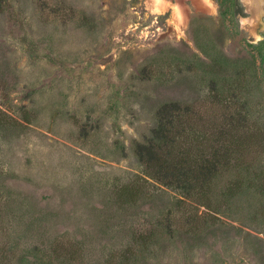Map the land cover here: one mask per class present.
<instances>
[{"label": "rangeland", "instance_id": "374dc122", "mask_svg": "<svg viewBox=\"0 0 264 264\" xmlns=\"http://www.w3.org/2000/svg\"><path fill=\"white\" fill-rule=\"evenodd\" d=\"M241 2L2 0L0 264H264V14ZM171 102L177 150L223 153L204 199L136 157Z\"/></svg>", "mask_w": 264, "mask_h": 264}, {"label": "trees", "instance_id": "16d2710c", "mask_svg": "<svg viewBox=\"0 0 264 264\" xmlns=\"http://www.w3.org/2000/svg\"><path fill=\"white\" fill-rule=\"evenodd\" d=\"M217 2L222 12L234 13L236 8L244 10L241 0ZM186 111L188 107L183 108L178 102L161 106L157 111L158 126L148 142L136 146L135 154L146 173L157 182L182 191L186 197L204 199L205 190L217 177L224 157L217 147L210 152L199 150L192 155L190 150H177L180 141L178 123ZM134 258L130 249L124 253L121 264H133Z\"/></svg>", "mask_w": 264, "mask_h": 264}, {"label": "bare ground", "instance_id": "6f19581e", "mask_svg": "<svg viewBox=\"0 0 264 264\" xmlns=\"http://www.w3.org/2000/svg\"><path fill=\"white\" fill-rule=\"evenodd\" d=\"M249 12H252L258 16L264 14V0H243Z\"/></svg>", "mask_w": 264, "mask_h": 264}]
</instances>
